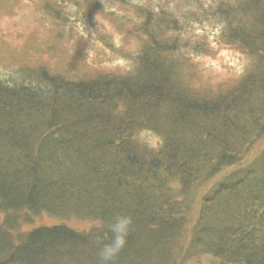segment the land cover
I'll return each instance as SVG.
<instances>
[{
	"label": "trees",
	"instance_id": "trees-1",
	"mask_svg": "<svg viewBox=\"0 0 264 264\" xmlns=\"http://www.w3.org/2000/svg\"><path fill=\"white\" fill-rule=\"evenodd\" d=\"M214 13L250 57L230 83L199 85L181 22L142 6L124 68L0 74V264H264V0Z\"/></svg>",
	"mask_w": 264,
	"mask_h": 264
},
{
	"label": "rangeland",
	"instance_id": "rangeland-1",
	"mask_svg": "<svg viewBox=\"0 0 264 264\" xmlns=\"http://www.w3.org/2000/svg\"><path fill=\"white\" fill-rule=\"evenodd\" d=\"M47 0H0V74L16 78L19 65H45L56 73H66L68 65L85 63L86 70L124 68L127 57L144 40L142 33L124 35L122 23L132 18L134 8L148 7L172 12L181 22L180 49L191 55L199 68L201 85L230 83L240 76L250 61L241 48L224 41L223 20L214 13L221 2L233 0H50L60 18L44 8ZM124 19V20H123ZM135 19V18H134ZM108 43L111 47H109ZM195 68L194 66H191ZM143 136L152 142L151 133ZM264 138L257 144L263 147ZM218 177L214 178L216 180ZM51 217V216H50ZM44 216L35 222L50 223ZM71 219L68 220V222ZM76 228L87 229L91 222L71 220ZM184 264H213L209 257Z\"/></svg>",
	"mask_w": 264,
	"mask_h": 264
},
{
	"label": "clouds",
	"instance_id": "clouds-1",
	"mask_svg": "<svg viewBox=\"0 0 264 264\" xmlns=\"http://www.w3.org/2000/svg\"><path fill=\"white\" fill-rule=\"evenodd\" d=\"M120 243H122V241L118 239V240H117V244H120Z\"/></svg>",
	"mask_w": 264,
	"mask_h": 264
}]
</instances>
